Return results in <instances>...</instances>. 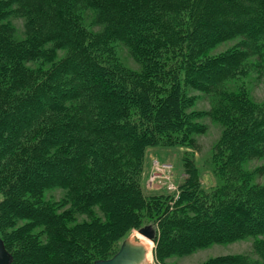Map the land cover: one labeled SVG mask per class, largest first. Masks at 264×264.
I'll use <instances>...</instances> for the list:
<instances>
[{
    "label": "trees",
    "instance_id": "trees-1",
    "mask_svg": "<svg viewBox=\"0 0 264 264\" xmlns=\"http://www.w3.org/2000/svg\"><path fill=\"white\" fill-rule=\"evenodd\" d=\"M16 1L24 39L14 38L0 0V237L9 264H94L114 255L131 228L147 225L143 211L160 206L141 190L146 149L175 144L171 134L186 139L200 129L190 119L208 115L225 125V149H215L223 184L203 188L187 160L183 207L167 219L188 235L180 246L189 251L252 236L264 254V183L243 168L264 154V102L244 81L264 66V0ZM88 13L92 23H84ZM118 42L141 60L140 72L109 62L105 53ZM188 86L215 98L213 110L187 115ZM51 188L66 189L71 207L46 199ZM94 206L108 221L75 219ZM206 264L254 263L240 254Z\"/></svg>",
    "mask_w": 264,
    "mask_h": 264
},
{
    "label": "rangeland",
    "instance_id": "rangeland-1",
    "mask_svg": "<svg viewBox=\"0 0 264 264\" xmlns=\"http://www.w3.org/2000/svg\"><path fill=\"white\" fill-rule=\"evenodd\" d=\"M3 2V5L12 13L8 20L15 29L14 38H27L28 23L22 13L17 14V11L20 10V3L16 0H3ZM26 12L27 11L24 13ZM90 15L91 14L88 13L86 16L87 20H85L84 23H92L89 17ZM90 27H92V25ZM100 28L101 26L93 25L91 31H98ZM232 43L233 41H229L220 45L215 52L226 49ZM63 54H65L64 49L56 50L57 56L61 57ZM105 55L116 69L130 70L133 72H140L142 70L143 63L141 60L135 57V55L131 53L130 48L121 42H118L114 46V49L105 53ZM29 64L32 65L33 62L29 61ZM257 65L259 66H253V69H248L244 81L248 86L251 98L256 102H264V66L261 68L260 64ZM186 97L193 99L191 105L187 107V115L194 110L211 111L216 104L215 98H212L211 95L189 86L186 88ZM190 121L189 123L199 124L200 129L186 139L180 132L178 134H171V138L175 144L171 146H150L146 149L143 158L141 168V190H143L144 194L147 196H156V199H154L159 201L160 205L159 208L156 209L157 213H149L144 210L143 215H141L143 224H150L155 229L154 240H152L153 258L151 264H206L209 260L217 257L223 258L225 256L240 254L251 259L254 264H264V254L256 249V237L252 236L224 243L214 242L208 246H203L192 251L180 246V241H185L186 238L183 237V235H188L182 228L173 224L171 218L167 219L166 214L183 207V203H180L181 201L179 198L182 193L181 184L185 183L184 181L187 177L185 169L188 166H186V161L189 160V162H194L200 174L199 180L201 186L207 190L223 184L224 179L223 175L218 171L222 156L216 154L215 149L218 150L219 147H222L218 145L223 136L225 125L222 124L221 121L211 119L209 115L202 118L199 117L195 121ZM222 149H225V147H222ZM235 155H237L236 152ZM214 157L217 160H214ZM245 161L243 168L247 171L255 172L253 182L259 184L264 183V172L260 173L258 170L260 168L264 169V154L249 158ZM67 193L68 191L66 189L51 188L45 191V198L58 200L62 204L61 209L64 210L71 207V202L66 196ZM162 196H165L168 201V206L166 205V207L164 206V200H159ZM2 199L3 191L0 190V201ZM165 209H167V212L164 211ZM104 215L105 214L100 210L99 206H94L91 208V213L77 212L75 219L77 221H84L90 220L91 217H100V220L106 222L108 219L107 217L105 218ZM42 228L43 227H38L36 229ZM10 230L11 228H2L3 233ZM137 230L138 228H131L126 238L132 236L134 231ZM186 241H188V239H186ZM117 243L118 242H116L114 246H116Z\"/></svg>",
    "mask_w": 264,
    "mask_h": 264
},
{
    "label": "water",
    "instance_id": "water-1",
    "mask_svg": "<svg viewBox=\"0 0 264 264\" xmlns=\"http://www.w3.org/2000/svg\"><path fill=\"white\" fill-rule=\"evenodd\" d=\"M137 232L148 239L154 240L155 229L150 224L140 227ZM146 253V246L134 235L124 239L114 255L107 259L96 260L94 264H142L145 261ZM11 260L12 255L5 248L0 237V264H9Z\"/></svg>",
    "mask_w": 264,
    "mask_h": 264
},
{
    "label": "bare ground",
    "instance_id": "bare-ground-1",
    "mask_svg": "<svg viewBox=\"0 0 264 264\" xmlns=\"http://www.w3.org/2000/svg\"><path fill=\"white\" fill-rule=\"evenodd\" d=\"M134 235L137 236L140 239L141 243H143L147 248L145 261L142 264H151L152 258H153V241L141 235L137 231H134V233L132 234V237Z\"/></svg>",
    "mask_w": 264,
    "mask_h": 264
}]
</instances>
